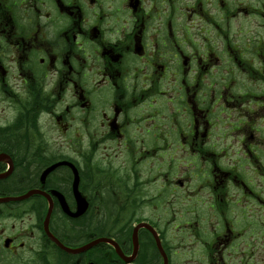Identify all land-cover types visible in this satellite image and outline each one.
<instances>
[{"label":"flooded vegetation","instance_id":"1","mask_svg":"<svg viewBox=\"0 0 264 264\" xmlns=\"http://www.w3.org/2000/svg\"><path fill=\"white\" fill-rule=\"evenodd\" d=\"M58 162L85 244L264 264V0H0V264H75Z\"/></svg>","mask_w":264,"mask_h":264},{"label":"bare ground","instance_id":"2","mask_svg":"<svg viewBox=\"0 0 264 264\" xmlns=\"http://www.w3.org/2000/svg\"><path fill=\"white\" fill-rule=\"evenodd\" d=\"M75 213H73V215L71 216L72 218L68 217L58 224V236L64 240L69 241L74 246H79L83 248L87 241L86 232L93 231L95 225H91L86 228L83 227L81 225V221L79 220V218H77L82 215L83 212L74 215ZM101 224L103 225L105 231H109L108 233H110L111 236H114L117 233L116 226L114 223L102 221ZM122 234H125V232H122ZM80 254L81 251L73 252L75 264H97L99 261L103 262V264H117L110 249L106 250V248H100L98 251L91 252L89 254V261L87 263H85V260H82ZM59 264L65 263L60 261Z\"/></svg>","mask_w":264,"mask_h":264},{"label":"water","instance_id":"3","mask_svg":"<svg viewBox=\"0 0 264 264\" xmlns=\"http://www.w3.org/2000/svg\"><path fill=\"white\" fill-rule=\"evenodd\" d=\"M77 181H78V178L76 177L75 178V183H74V185H75V190H76V183H77ZM78 213H80V210H78L74 215H77ZM102 241H108V242H111L112 244H114L111 240H108V239H102ZM60 245V244H59ZM116 246V245H115ZM88 247H90V245H85L83 248H79V249H74V250H70V251H72V252H79V251H83L84 249H87ZM116 248H117V246H116ZM117 250H118V248H117ZM129 259L127 258L126 259V261H128Z\"/></svg>","mask_w":264,"mask_h":264},{"label":"rangeland","instance_id":"4","mask_svg":"<svg viewBox=\"0 0 264 264\" xmlns=\"http://www.w3.org/2000/svg\"><path fill=\"white\" fill-rule=\"evenodd\" d=\"M257 217H258V215H255V216H254V218H256V221H258ZM173 224H174L173 221L168 222V225H169L170 227H171V225H172V227H173Z\"/></svg>","mask_w":264,"mask_h":264},{"label":"trees","instance_id":"5","mask_svg":"<svg viewBox=\"0 0 264 264\" xmlns=\"http://www.w3.org/2000/svg\"><path fill=\"white\" fill-rule=\"evenodd\" d=\"M111 223V222H109ZM112 255L114 256V253H112ZM97 264H103V262L99 261Z\"/></svg>","mask_w":264,"mask_h":264}]
</instances>
